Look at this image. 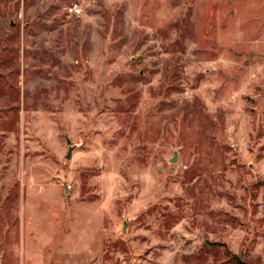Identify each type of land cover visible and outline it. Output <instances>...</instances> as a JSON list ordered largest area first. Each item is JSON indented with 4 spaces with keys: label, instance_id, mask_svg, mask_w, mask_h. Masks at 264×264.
<instances>
[{
    "label": "rangeland",
    "instance_id": "obj_1",
    "mask_svg": "<svg viewBox=\"0 0 264 264\" xmlns=\"http://www.w3.org/2000/svg\"><path fill=\"white\" fill-rule=\"evenodd\" d=\"M0 264H264V0H0Z\"/></svg>",
    "mask_w": 264,
    "mask_h": 264
},
{
    "label": "water",
    "instance_id": "obj_2",
    "mask_svg": "<svg viewBox=\"0 0 264 264\" xmlns=\"http://www.w3.org/2000/svg\"><path fill=\"white\" fill-rule=\"evenodd\" d=\"M67 144H70V141L69 140H67ZM73 149H74L73 146H69V149H68L67 154H66V158L67 159H70L71 158V154H72Z\"/></svg>",
    "mask_w": 264,
    "mask_h": 264
}]
</instances>
